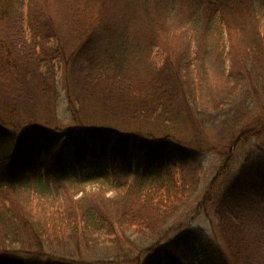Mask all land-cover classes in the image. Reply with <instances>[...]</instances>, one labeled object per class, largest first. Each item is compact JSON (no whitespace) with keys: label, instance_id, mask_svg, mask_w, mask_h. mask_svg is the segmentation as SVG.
<instances>
[{"label":"trees","instance_id":"obj_1","mask_svg":"<svg viewBox=\"0 0 264 264\" xmlns=\"http://www.w3.org/2000/svg\"><path fill=\"white\" fill-rule=\"evenodd\" d=\"M249 87L264 94V0H0V127L19 135L17 145L0 140V264H37L53 247L118 245L160 229L199 191L200 130L228 120L234 101L242 110ZM63 104L75 125L59 126ZM90 111L185 127L195 145L121 132L111 143L80 121ZM263 137L264 123L246 126L213 151L222 164L195 207V216L212 210L226 256L194 255L183 234L102 264H264V151L217 190L236 151ZM67 146L76 166L61 156ZM86 155L109 161L84 174ZM87 185L97 189L85 193ZM115 204L112 215L100 209Z\"/></svg>","mask_w":264,"mask_h":264},{"label":"rangeland","instance_id":"obj_2","mask_svg":"<svg viewBox=\"0 0 264 264\" xmlns=\"http://www.w3.org/2000/svg\"><path fill=\"white\" fill-rule=\"evenodd\" d=\"M133 3L134 0H128ZM148 1V0H146ZM133 5V4H132ZM223 42L225 43V53L227 52L226 36L223 29H221ZM225 71H230L229 61H225ZM58 82H60V74L58 76ZM61 87L59 83V88ZM248 97L244 94L245 107L242 110L238 109L235 101L232 103V110L229 119L224 123L218 122L215 126L208 125L203 126L200 130V138L196 143V150L199 153L201 150L207 152L200 153L198 160L201 161L203 170L201 176V183L198 193L184 206L179 212H177L169 221L164 224L160 229L152 233H146L144 235L130 234L128 240L121 239L118 245L110 244L109 242H102L97 245H86L80 242L78 245L71 244L66 247H53L48 250V256L51 258H44L38 261L37 264H102L112 260L117 254H122L125 251L128 259H132L137 256L143 249L150 247L151 245L160 242L167 243L174 241V239L186 234L190 243V250L194 255H197L202 248L207 249H219L226 256L225 245L221 236L220 230L214 223L212 210L208 209L206 215L199 214L194 215L195 207L201 199L207 184L213 179L220 165L222 164L221 157L217 156L213 151H225L229 145L231 139L239 132L240 128L253 127L261 128L264 123V94L255 93L251 87L248 88ZM237 110V111H235ZM235 111V112H234ZM238 116H234L237 115ZM58 116L62 120L61 127L73 126L75 122L71 120V117L65 111V105H61L58 108ZM240 117V119H238ZM224 116L219 117V121L223 120ZM80 121L88 129H97L103 132L110 133L111 143L115 141V132H121L129 135H135V137L141 139L148 135L154 136L157 140L161 141L165 136H169L167 140L169 145H175L181 149H188L189 145L194 144L193 133L190 129L185 127L176 126H158L153 124L139 123V122H120L111 119L100 112L90 111L86 114L81 113ZM0 140L4 142H11L13 145L19 143V135L7 128H1ZM4 139V140H3ZM213 148L214 150H208ZM264 151V137L262 139H252L248 144L240 147L236 151L235 158L233 160L231 171L228 177L222 179L220 186L218 187V193L223 188L224 184L229 180L232 175L239 169L243 160L248 156H255L257 153ZM61 156L65 162L74 163L76 166L75 156L72 153L69 146L62 148ZM85 159V160H84ZM80 158V167L82 173H90L91 169L103 168L108 164L109 159L104 160H92L86 155L85 158ZM175 160L171 161V164L175 165ZM136 161V155L133 149L128 147V167L133 169ZM155 162H151V168H153ZM77 171V168H76ZM85 193L92 194L97 187L95 185H87ZM79 193L75 199L79 198ZM111 194L107 193L106 198H110ZM108 212L112 215L116 211L121 209L120 205L115 206H101L100 209ZM121 256V255H120ZM18 260H29L25 256H18ZM144 256H142V259ZM194 264H198L194 263Z\"/></svg>","mask_w":264,"mask_h":264}]
</instances>
